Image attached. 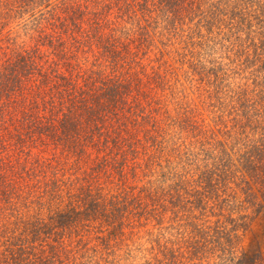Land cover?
<instances>
[{
  "label": "trees",
  "instance_id": "1",
  "mask_svg": "<svg viewBox=\"0 0 264 264\" xmlns=\"http://www.w3.org/2000/svg\"><path fill=\"white\" fill-rule=\"evenodd\" d=\"M240 2L0 0V238L5 229L11 235L18 232L17 238H10L7 249L12 251L14 264H22L21 261L23 264H64L62 256L68 250L60 235L69 234L74 239L82 237L85 234L82 231L84 221L96 218L98 214L107 220L123 218L129 204L108 201V198L105 203L103 200L107 194L91 186L96 172L108 171L109 167L112 172H121L130 158H135L133 160L137 161L138 167L145 171V197L157 202L150 212L157 214L158 221L160 216L168 214L171 225L183 218V214L194 213L190 208L192 205L202 210L199 214L204 215L210 210L215 217L209 223L213 226L211 232L203 228L206 219L193 225L190 234L197 238L198 244L206 242L203 247L213 246L214 249L217 246L223 255L229 253L226 251L234 243H240V235L230 234L229 226L235 225L233 222L236 220L233 215L225 212L226 219L220 221L218 216L222 211L214 212L215 208L229 203L219 193L225 189L222 186L227 184L226 180L233 172L230 171L232 160L224 149L225 140L220 133V137L213 135L219 129L208 133V128L202 130L193 125L187 128L190 126L188 119L180 113L168 115L167 107L164 110L159 107L158 98L153 100L158 95L156 74L150 77L149 82L145 80L141 54L142 49L148 50L155 45L154 38L158 34L164 32V36L168 33L176 36V31H186V21L194 15L204 14L202 7L206 5L209 11L212 10V16L205 24L209 36L213 37L210 33L216 22L228 28V31L221 29L218 32L223 33V42L232 36H240L242 32L249 36L250 30L255 31L254 22H260V17L264 21V1L242 0L243 5L249 7L245 13L239 10ZM40 6L43 9L34 13ZM19 7L31 13L29 28L25 32L30 45L25 41L22 44L18 42V29L5 33L6 29H14L17 25L4 26L2 18L8 15L14 19ZM230 22L235 24L229 26L227 23ZM12 33L17 34V39L8 35ZM188 34L192 37V29H188ZM158 53L164 55L165 47L161 51L157 47ZM200 56L195 66L189 64L194 80L214 85L216 95L224 92L225 84L227 88L231 84L232 76L227 74L230 71H224L222 64L208 69ZM244 63L247 66V61ZM189 72L183 83L189 82ZM250 78L246 85L238 84L232 92L218 96L214 104L220 106L237 100L240 102L238 108L249 116L251 104L241 101L251 87L264 83V77ZM228 104L226 107L231 106ZM216 118L223 117L219 115ZM185 130H190V133L185 134ZM226 131L229 133V129ZM214 138L221 139L216 144ZM210 143L214 149L219 148L220 154L214 155L210 149H205ZM196 148L205 154L201 161L193 157ZM153 150L163 157H159V166L163 161L167 166L174 164V154L180 155L177 150L187 151L180 156V161L187 170L185 174L192 175L193 180L181 175L174 185L158 184L153 180V170L149 167V161L155 157L151 155ZM194 161L200 163L195 164ZM234 166L254 171L256 160L251 154L243 153ZM47 167L57 169L59 179L51 181L50 175L44 171ZM161 170L167 179L168 172L165 168ZM107 177L105 188L114 180V175ZM214 177L220 188L212 181ZM43 178L46 187L37 193L35 190L40 188ZM84 183L90 186L86 193ZM62 186L69 187L67 198H74L75 202L62 206ZM43 193L51 199L57 198L55 203L43 201ZM204 199L216 202L209 206ZM261 200L256 212L264 211V195ZM14 240H19V244ZM91 243L89 240L83 246L87 248ZM17 244L20 253L16 258ZM78 244L79 241L75 242ZM4 252L0 250V264H3ZM72 252L75 257H83L88 251ZM242 257L237 264H253L261 255L253 252L249 257L246 250Z\"/></svg>",
  "mask_w": 264,
  "mask_h": 264
},
{
  "label": "rangeland",
  "instance_id": "2",
  "mask_svg": "<svg viewBox=\"0 0 264 264\" xmlns=\"http://www.w3.org/2000/svg\"><path fill=\"white\" fill-rule=\"evenodd\" d=\"M240 1L241 6L239 10L245 13L249 10V7L248 5H243L242 0ZM42 9V6L37 7L34 13ZM23 11L24 9L21 10L19 7L18 14L15 15L14 19L5 15L2 18V22L4 26L16 24V28L12 29L10 27L6 29L5 33L9 30H14L12 32H15L18 29L20 31L18 42L22 44L25 41L30 45L31 42L27 40L25 32L29 28L28 18L31 17V13ZM202 12L204 14L199 16L194 15L191 20L186 21L187 24L184 27L192 29V37L188 34V29L186 31H176L177 37L170 33L164 36V32L158 34L154 38L155 45L153 47L148 50H141L142 62L144 63L142 66L145 68V80L147 82H149L150 77H154V74H156V81L159 85V96L155 95L153 100L158 98L159 107L162 110L166 109V107L169 109L168 115L177 116L180 113V116H184L190 122V126L187 128L193 125L202 130L209 129L208 133H213L212 131L219 129V132L213 135L219 136L220 133V136L223 137L222 139L225 140L226 147L222 148L226 149L228 156L232 160L233 164L230 167V171L233 172L227 178V184H223L222 186L225 189L219 192L220 197H226L229 203L228 205H220L218 209H214V212L219 213L218 210L222 211L218 216V220L220 221L226 219L225 212L226 214L230 212L229 214L233 215L236 220L233 222L235 225L229 226L231 230L230 234L240 235V243L238 245L234 243L231 249L229 248L226 251L229 253L233 252L231 257H228L229 253L222 255L217 246L214 249L213 246L208 248L203 247L206 245V242L202 245L198 244L196 242L197 238L190 234L194 228L193 225L206 219L207 222L203 228L211 232L213 231V226L209 225V223L215 217L214 213L210 212V210L203 213L204 215L199 214L202 210L194 206L192 207L191 204L190 208L194 213L187 212L188 214H183V218H179L171 225H169L168 214L160 216V221H158L157 214L150 212L153 205H156L157 202L153 198L145 197L146 185L143 182L146 177L145 171L138 167L137 161L133 160L135 158H130L129 164L121 172H112L110 167L108 171H99L98 174L96 172L95 182L91 186L107 194L108 197H105V200H103L105 203L108 198V201L111 199L112 202L119 203L120 201L129 204L128 209L125 211L127 214L119 220H112V218L107 220L105 216H100L99 214L96 215V218L90 217L84 221L82 231H85V234L80 238L74 239L69 234L60 235V240L62 236V240L67 243L66 249L68 250L62 256L64 264H237L243 259L242 254L246 250H248L249 257L253 256V252L261 255V258L253 264H264V211H255L264 195V83L251 87L246 92V95H243L245 99L241 102L246 105L251 104L250 110H248L250 112L249 116L244 114L242 109L238 108L240 102L237 100L230 102V104L226 103L231 105L228 107H226V104H220V106L214 104L217 100L216 98H219L218 96H222L225 92H232L233 88L238 84L246 85L248 79H251L250 77H264V25L262 23L264 21L260 17L258 20L260 22H254L253 27L255 31L250 30L249 36H247L248 33L242 32L240 36H232L228 38L229 41L223 42V33L218 34V32L221 29L228 31L227 26L216 22L215 27L210 33L213 37L209 36L205 24L208 22L210 16H212V10L209 11L206 5V7H202ZM227 24L231 26L235 23L230 22ZM8 35L11 38L17 39V34L12 33ZM134 36L136 37V35ZM232 41L234 44H230ZM157 47L160 51L165 47V54L162 56L161 54L159 55L160 52L157 54ZM198 56L201 57L203 60L201 61L203 62L202 64L206 65L208 69L222 64L224 71L229 70L230 72L227 74L232 76L230 87L227 88L225 84L224 92L216 95L214 85L204 84L200 80L195 81L189 64L191 63L195 66ZM244 61H247V66ZM154 70H158L157 73H154ZM188 72L191 78L187 80L189 82L183 83ZM195 78L197 77L195 76ZM246 109L247 107L244 109L245 112ZM219 115L223 118H216ZM227 129H229V133H227ZM185 131V134L190 133V130ZM214 139L217 144V141L221 138ZM199 141L203 140L200 139ZM205 149H210L214 155H218L221 152L219 148L214 149L211 143L209 146L206 145ZM177 151H179L180 155L174 154L176 156L174 164L167 166L165 161H163L159 166L160 158L163 157L159 156L158 151L153 150L151 155L155 157L151 160L152 162L149 161V167L153 170V180L158 184L174 185L181 178V175H185L187 178L193 180L192 175L189 177L188 174H185L187 170L181 164L183 162L180 161V156L187 153V151ZM193 153L194 159H199L200 161L205 155L198 148ZM193 153H190V155ZM243 153L251 154L256 160V170L246 171L242 168H235L234 163L241 159ZM194 162L195 164L200 163ZM103 166L104 164L100 167L103 168ZM162 168H165L168 172L165 171L168 176L167 179L162 174ZM44 171L50 175V180L59 179L60 172L57 169H48L47 167ZM108 175H114V180L113 184L105 188L106 182H108V179L106 180ZM62 179L66 180V177ZM43 180L39 185L40 188H36L37 190H35L37 193L43 190V187H46L45 179L43 178ZM215 180L216 177L212 178V181L218 186L217 188H220V184ZM145 181H147V178ZM89 187L88 183H84L85 193ZM68 188V186H62L60 190V195L64 197L62 206H65L68 202H75L74 198H67ZM43 197V201H51L52 204L57 199H51L44 193ZM213 199H204V202H208L209 206H211L216 202ZM97 201L100 203L99 198ZM158 201L159 203L161 202L160 199ZM234 208L236 209L233 211ZM107 210H109V204ZM47 215L50 216V214ZM46 219H49V217ZM46 221L48 222V220ZM17 233H12L11 235L8 229L3 231V237L2 239L0 238V250L5 251L2 257L3 264L15 263L12 251H8L7 249L8 242L11 241L10 238H17L19 236ZM1 240H4V245ZM89 240L92 243L87 248L86 246L84 247L83 245L88 244ZM50 241L53 242L51 239ZM77 241H79V244L75 245ZM221 241L223 242V240ZM16 243L19 244V240ZM17 245H15L16 253H13L15 257L20 253V246ZM68 245H70L69 249ZM34 246H36V243ZM23 248L26 249V247ZM211 249L214 250L213 253ZM73 250H80L82 253H85V250H87L88 252L87 255H82L83 257H75L74 252H72ZM21 263L23 264V261Z\"/></svg>",
  "mask_w": 264,
  "mask_h": 264
}]
</instances>
